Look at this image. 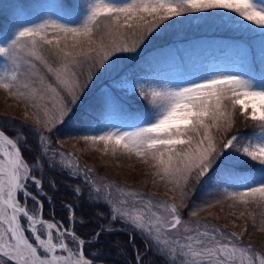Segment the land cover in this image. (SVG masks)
<instances>
[{"label":"snow or ice","instance_id":"1","mask_svg":"<svg viewBox=\"0 0 264 264\" xmlns=\"http://www.w3.org/2000/svg\"><path fill=\"white\" fill-rule=\"evenodd\" d=\"M47 8L39 23L19 25L10 36L0 39V58L11 64L0 73V89L29 107L42 109L49 137L67 123L93 81V70L106 69L118 53L136 52L174 18L216 15L225 24L243 28L247 23L250 30L258 31L264 45V0H86V7L82 5L76 16L62 3ZM125 30L138 37L131 46ZM98 32L112 39L104 44L101 38L96 44ZM85 64L89 65L86 76ZM257 73L259 78L216 72L167 88L136 84L133 91L150 107L130 130L110 122L68 130L86 142L103 143L105 152L124 150L146 165L154 162V176L174 185L173 192L180 189L178 203L146 199L143 193L130 189L117 200L110 192L92 188L86 178L83 186L71 189L80 203L65 204L68 225L45 219L44 199L51 203V197L44 191V167L72 178V166L58 161L55 153L47 154L44 133L30 129L43 143L29 160L24 155L29 150L27 140L19 134L9 138L0 130V260L3 264H109V257H119L111 264L121 260L128 264L121 241L110 242L107 249L100 246L101 237L127 231L132 264H145L149 253L153 258L147 264H264V253L242 246L236 233L222 240L216 233H224L216 226L197 221L189 227L181 219L190 185L193 194L195 185L217 189L216 198L203 200L201 207H212L222 198L241 204L251 200L264 207V69L259 66ZM115 103L105 94L101 109H111ZM237 112L246 127L250 123L247 135L240 131L228 135L237 123ZM37 123L41 121L37 119ZM213 129L225 134L219 142ZM238 161L253 163L244 169ZM55 188V182L50 181L49 189ZM78 208L80 226L87 227L92 219L104 223L86 236L79 235ZM137 236L144 242L143 251L136 243ZM89 248L96 250L88 252Z\"/></svg>","mask_w":264,"mask_h":264},{"label":"rangeland","instance_id":"2","mask_svg":"<svg viewBox=\"0 0 264 264\" xmlns=\"http://www.w3.org/2000/svg\"><path fill=\"white\" fill-rule=\"evenodd\" d=\"M9 1L0 0V39L10 36L19 25L39 23L45 17V13L49 11L47 6L45 9L39 10L34 16L16 11L10 15L8 22L3 20L1 16L8 10ZM41 1L46 2V0ZM113 2L121 3L122 0H113ZM83 6L86 7V0H83ZM6 25L7 27L3 29ZM223 28H234L239 32L246 33L252 32L247 23L243 28L236 24H225L216 15H190L186 18H174V22H169L167 26H162L151 34L136 52L118 53L111 59L106 69L93 70V81L73 110L87 96L98 89L114 88L122 100L132 106H137L136 101L141 97L133 91V86L136 84H144L146 87L167 88L186 84L216 72L247 74L249 51L245 46L240 47L236 51L237 53L215 48H202L197 53H190L178 46L169 52L165 62L145 73L131 75L126 70L127 66L138 55L155 44L166 43V40L170 38L179 39L208 32L217 33ZM101 38L104 44H108L112 39V37L98 32L94 37L96 44L101 42ZM137 38L131 30H125V39L129 46ZM95 46L94 44L93 47ZM6 67H11L10 62L0 58V73H3ZM88 67V64L83 66L85 76L88 73ZM0 116L4 119H12L19 125L33 127L40 133L47 132L43 123L45 116L42 109L27 106L24 101L18 100L3 89H0ZM37 119L41 123L38 124ZM105 122L130 130V125L135 124L137 120L125 121L116 113H108L101 117V123L98 126H103ZM213 134L217 142L225 135L223 132L216 133L215 129H213ZM56 141L59 146L70 151L72 156L70 159L84 163L86 168L90 170L95 184L102 192H110L113 198L117 200L123 198L126 191L130 189L143 193L146 199L150 197L154 200L166 201L169 204L178 203L180 189L177 188L173 192L171 189L174 185L166 184L165 181L154 176L156 169L151 166L154 162L146 165L140 158L124 150H119L115 154L110 150L105 152L103 143L86 142L79 139L76 134L70 135L68 132L58 135ZM252 163L248 162V164ZM237 164L240 167H248V164H244L242 161H238ZM116 185H119L120 188L117 189ZM188 191V204L181 209V219L186 226L194 227L197 221L201 222V225L205 223L214 225L224 233V236L216 233L217 238L223 240L229 234L236 233L240 237L242 246H251L256 253H264V230H261L264 228V223H262L264 221V207L255 201L250 200L247 204H241L228 198H222L220 203H214L212 207H201L203 200L216 198L217 189L211 186L195 185L193 194V187L190 185ZM193 211L196 212L195 216L191 215ZM254 220L255 224L253 223ZM200 230L206 229L201 227ZM207 230L211 231V229ZM179 231L182 232L183 227ZM0 264H3L2 260H0Z\"/></svg>","mask_w":264,"mask_h":264},{"label":"trees","instance_id":"3","mask_svg":"<svg viewBox=\"0 0 264 264\" xmlns=\"http://www.w3.org/2000/svg\"><path fill=\"white\" fill-rule=\"evenodd\" d=\"M49 1V2H48ZM62 3L65 9L71 10L74 16L79 15L81 12V6L83 5V0H46L42 2L41 0H10L8 2L9 8L7 13L4 14L3 19L8 21L9 16L13 13L24 12L27 15L34 16L37 15L39 10L44 9L47 5ZM9 22V21H8ZM7 25L3 28L5 29ZM1 28V26H0ZM182 47L190 53H197L202 48H215L222 49L227 52L237 53L240 47L245 46L248 48L249 57L247 60V74L256 75L259 78V73L257 70L259 66L264 69V45L260 43L258 31H252L249 33L239 32L234 28H223L220 32H208L206 34H196L190 37H183L179 39L170 38L166 40V43L155 44L148 49L144 50L140 55H138L126 68L127 72L131 75H138L147 72L149 69L162 64L166 61L168 54L176 47ZM109 94L114 98L115 104L111 109L102 110L101 109V98ZM137 106H132L126 101L122 100L118 92L114 88L109 89H98L92 94L87 96L76 108L73 110L67 123L61 128L59 132L52 133L51 137L44 134V141L46 143V152L49 156L56 154V159L63 162L66 166L71 165L73 168V177L68 178L66 174H61L57 170L49 169L47 166L43 169L44 178V191L47 196L51 197L52 206L49 207L44 202V214L52 215L58 221L65 225H68V209L65 208L67 203H77L80 202L75 200L72 196L71 189L77 185L83 186L84 181L87 178L89 180L90 186L92 188H99L97 184L93 181L91 173H86L84 170L87 169L84 163L74 161L70 159L71 154L67 148L61 147L56 141L58 135L68 132L69 129H81L89 124L92 126H98L101 123V117L108 113H116L125 121H136L137 117L143 115L148 109V103L140 98L137 99ZM236 125L231 129L228 135L240 131L245 135L251 132V126H245L246 122L243 117L236 113ZM0 127L8 135L15 138L14 134H19L21 137L27 140V147L29 150L24 152V155L31 160L33 156L39 151L38 145L43 143L39 136L35 135L32 130L37 129L18 124L12 119H4L0 116ZM40 133V132H39ZM74 157V156H73ZM77 165L79 166L77 168ZM247 169L248 167H242ZM79 176V179L76 176ZM50 181H54L56 188L54 190L49 189ZM85 194H87V189H85ZM50 211H52L50 213ZM80 211L77 209V220H76V232L81 236L88 235L94 227L99 224L104 223V221L99 219H92L87 227L80 226ZM88 211H93L88 209ZM129 233L127 231L120 232L114 236L101 237L100 246L107 249L110 246V242L119 240L126 249L124 253V259L127 260L128 264H132L133 252L131 246L127 245L126 241ZM137 245L140 247L141 251L144 249V242L139 236H137ZM95 248L87 249L88 252H95ZM152 253H149L145 257V264L147 261L152 259ZM113 259H120L119 257H109V264H111ZM120 264H123L121 260Z\"/></svg>","mask_w":264,"mask_h":264},{"label":"bare ground","instance_id":"4","mask_svg":"<svg viewBox=\"0 0 264 264\" xmlns=\"http://www.w3.org/2000/svg\"><path fill=\"white\" fill-rule=\"evenodd\" d=\"M6 13H7V11H6ZM3 16H4V14L1 16V18H2V19H3ZM7 16H9V17H10V15H8V14H7ZM3 20H4V19H3Z\"/></svg>","mask_w":264,"mask_h":264},{"label":"water","instance_id":"5","mask_svg":"<svg viewBox=\"0 0 264 264\" xmlns=\"http://www.w3.org/2000/svg\"><path fill=\"white\" fill-rule=\"evenodd\" d=\"M1 130V129H0ZM6 134V133H5ZM7 135V134H6ZM9 138H11V137H9Z\"/></svg>","mask_w":264,"mask_h":264}]
</instances>
